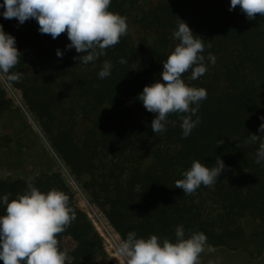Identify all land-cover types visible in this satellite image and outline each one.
<instances>
[{
  "label": "trees",
  "instance_id": "1",
  "mask_svg": "<svg viewBox=\"0 0 264 264\" xmlns=\"http://www.w3.org/2000/svg\"><path fill=\"white\" fill-rule=\"evenodd\" d=\"M229 8L230 0H111L108 10L127 18V35L84 65L74 57L86 53L66 48V32L53 39L39 32L35 19L23 24L5 19L0 7V25L21 52L12 71L22 73L18 82L2 76L122 240L135 232L138 238L157 235L175 242L176 227L182 225L186 238L203 232L215 249L242 251L251 259L264 252V162H255L259 142L245 143L251 134L261 135L258 128L264 123V16L250 21L239 6ZM179 19L205 40L207 66L196 80L189 79L191 70L182 75L186 84L207 92L197 113L200 123L187 138H182L178 114L168 117L175 127L169 124L154 134L156 114L138 99L145 86L162 81L163 61L178 43L172 34ZM209 52L216 57L214 65L207 61ZM121 58L127 62L119 63ZM105 61L113 67L101 79ZM137 106L145 114L141 122L134 121ZM217 158L226 168L213 186L201 185L191 195L175 187L194 160L213 167ZM31 181L42 192L55 188L66 193L76 212L57 236L60 248L65 237L76 244V261L65 264H99L105 255L102 241L60 173H40ZM27 182L0 180V216L6 214L3 196L11 202ZM247 220L253 224L251 233L244 227Z\"/></svg>",
  "mask_w": 264,
  "mask_h": 264
},
{
  "label": "clouds",
  "instance_id": "2",
  "mask_svg": "<svg viewBox=\"0 0 264 264\" xmlns=\"http://www.w3.org/2000/svg\"><path fill=\"white\" fill-rule=\"evenodd\" d=\"M110 4L111 0H3L0 7L5 9L2 13L5 19L16 18L20 24L35 19L39 32L53 39L66 32L70 41L66 48L86 53L74 59L87 65L106 55V49L127 35V18L109 11ZM237 6L250 21L258 14L264 16V0H230V11ZM172 37L178 43L163 61L162 81L145 86L138 99L148 112L156 114L151 122L154 134L165 132L169 124L175 127L176 121L168 117L178 114L182 138H187L200 123L197 113L207 92L186 84L182 75L191 70L189 79L196 80L206 73V58L202 54L205 40L194 35L181 19ZM56 55L62 57L63 52L57 49ZM20 60L15 37L5 33L0 25V74L10 82H18L22 73L12 69ZM207 61L214 65L215 55L209 52ZM126 62L123 58L119 60L121 64ZM112 67L105 61L99 78L108 77ZM260 119L264 120V116ZM258 131L261 135L251 134L245 143L259 142L255 162L260 164L264 162V123ZM225 168L220 158L213 167L194 160L191 167L181 173L183 178L175 181V187L182 189L183 194H194L201 185L213 186ZM2 202L6 206V214L0 216V260L3 264H65L68 253L61 250L57 236L76 219L66 193L55 188L42 192L29 179L23 194H17L11 202L9 195H5ZM215 251L203 232H191L186 238L182 225L176 227L175 242L169 238L161 240L157 235L138 238L135 232H129L117 247L124 264H202V254ZM208 264H219V259L209 260Z\"/></svg>",
  "mask_w": 264,
  "mask_h": 264
},
{
  "label": "rangeland",
  "instance_id": "3",
  "mask_svg": "<svg viewBox=\"0 0 264 264\" xmlns=\"http://www.w3.org/2000/svg\"><path fill=\"white\" fill-rule=\"evenodd\" d=\"M135 41L140 38L137 30H131ZM145 118L142 107H134V121L141 122ZM0 180L22 178L33 179L40 173L58 171L70 187L76 206L86 214L96 234L102 241L104 258L99 264H124L117 247L122 241L120 235L112 229L103 213L90 201L81 186L74 180L63 163L51 149L46 138L33 117L27 112L21 95L13 89L0 74ZM247 233H251L253 224L244 221ZM74 241L65 237L61 250H67L66 262L76 261ZM219 259V264H264V252L261 257L251 259L242 251H228L217 248L213 253L201 256L202 264L209 260Z\"/></svg>",
  "mask_w": 264,
  "mask_h": 264
},
{
  "label": "built area",
  "instance_id": "4",
  "mask_svg": "<svg viewBox=\"0 0 264 264\" xmlns=\"http://www.w3.org/2000/svg\"><path fill=\"white\" fill-rule=\"evenodd\" d=\"M113 229V228H112Z\"/></svg>",
  "mask_w": 264,
  "mask_h": 264
}]
</instances>
